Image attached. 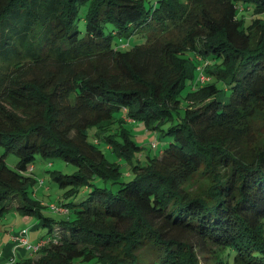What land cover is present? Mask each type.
<instances>
[{"label": "trees", "instance_id": "trees-1", "mask_svg": "<svg viewBox=\"0 0 264 264\" xmlns=\"http://www.w3.org/2000/svg\"><path fill=\"white\" fill-rule=\"evenodd\" d=\"M263 13L264 0H0V220L61 232L17 264H198L182 234L220 264H264ZM135 34L147 41L123 47ZM138 121L173 139L143 166ZM101 147L133 174L116 192L91 189L123 175ZM36 155L77 168L51 171L65 198L88 188L63 220L37 198Z\"/></svg>", "mask_w": 264, "mask_h": 264}, {"label": "rangeland", "instance_id": "rangeland-1", "mask_svg": "<svg viewBox=\"0 0 264 264\" xmlns=\"http://www.w3.org/2000/svg\"><path fill=\"white\" fill-rule=\"evenodd\" d=\"M157 0H145V5L147 8H149L151 5H154ZM244 7L247 9L252 8V4H243ZM82 15L79 22V28L83 31H85V19H84V11L81 12ZM245 18L247 20L251 19L254 16L253 12H245ZM257 17L264 19V13L258 15ZM107 29H112V25L108 24ZM146 36L144 34H135L130 40L124 43V47H133L135 45L144 44L146 40ZM229 94H226L228 96ZM127 127L132 132V139L134 142L141 147V150L139 153L136 154L137 159L141 160L140 164L146 165L147 163V157H160L161 154L165 149H167L170 144L173 142V139L170 136H162V131H150L147 130L143 122H132L128 123ZM166 130V128H165ZM92 133V132H91ZM91 135V140H92ZM153 143L155 144L154 147H152ZM103 149V152L105 153L106 157L112 161V162H118L122 166L123 175L120 179V182L116 185H113L111 182H103L101 179H94L93 184L94 186L91 187L93 189L95 186L100 188H109L113 192H116L119 187L122 184H125L133 179V174L130 171V167L127 165L126 161L117 158L115 155H113L110 150L107 147H101ZM0 152L3 153L4 149L0 148ZM7 164L14 168L17 162L19 161V158L17 155L10 153L6 158ZM34 167V171L32 172V175L35 176L38 179V182L40 184H37L35 187L36 192L39 193V196L37 197L41 202L43 201L45 208L44 212L46 216L52 217L56 219L57 221L63 220L68 217V215L61 214L55 210L52 209V206H62L63 203L68 204L71 202L79 203L86 199L87 197V191L88 188H82L81 191L76 195V197L67 199L64 197L65 190L60 188L57 183H55L51 177V171H60L62 174H73L77 168L73 165L67 164L66 162L62 160H44L41 156L36 155L35 161L32 164ZM14 204H17L16 201L13 202ZM25 216L19 214L18 216L16 213H14V210H10L5 218L0 220V225H4L7 230L9 231H17L20 232L23 225L25 224L29 228H32L34 224H39V228L36 227L35 229L29 230V238L31 239V243L35 242L36 239H47L51 236L53 237H60L61 232L59 230H55V232L49 237L48 235V227L42 226L41 221L34 217V216H26L29 217V222H26L23 220ZM21 223V224H20ZM20 224L17 227L14 225ZM24 231V230H23ZM22 231V232H23ZM21 232V233H22ZM15 235V234H14ZM53 237V238H54ZM181 240L183 242H187L189 244H192L194 252L197 254V260L198 264H220V260L213 250L209 249L208 247H205L204 245H201L197 243L196 238H193L188 235H181ZM38 254L34 253L32 256H37ZM20 256V255H19ZM16 258L15 263L17 264L18 261H21L27 257H31L29 255H25L22 257Z\"/></svg>", "mask_w": 264, "mask_h": 264}, {"label": "crops", "instance_id": "crops-1", "mask_svg": "<svg viewBox=\"0 0 264 264\" xmlns=\"http://www.w3.org/2000/svg\"><path fill=\"white\" fill-rule=\"evenodd\" d=\"M38 196H39V193H37V197ZM14 213H16L17 216L19 215V213L16 212L15 210H14ZM23 220L26 222L30 221L29 217H26V216L23 218ZM20 224H17V225L15 224L14 226L17 227ZM36 227L39 228V224H34L32 228H29L28 226L24 224L20 232H17V231H9L4 225H0V264H14L13 261H15L16 258H18L17 256L20 255L19 257H22L25 255H29V256L32 255L30 251L26 250L24 246H21V244L15 240V237H18L23 230L28 231V237H29V230L35 229ZM29 241L30 243L32 242L30 238H29ZM42 241H45V239L43 238L36 239L35 242H33V244L37 245L41 243Z\"/></svg>", "mask_w": 264, "mask_h": 264}, {"label": "built area", "instance_id": "built-area-1", "mask_svg": "<svg viewBox=\"0 0 264 264\" xmlns=\"http://www.w3.org/2000/svg\"><path fill=\"white\" fill-rule=\"evenodd\" d=\"M123 47H124V45H123ZM206 64L207 63H205L204 65L206 66ZM203 70L204 69L201 65L199 68L200 74L198 77V82L207 83L210 81V79L206 76V74L203 73ZM153 145H155V144H153ZM30 170L32 171L33 167L30 168ZM52 209L59 212V213H62V214H68V209L64 208L62 206L58 207V206L53 205ZM15 240L18 241L21 244V246H24L26 248V250L30 251L32 254L37 253L38 250L47 243L46 241H42L41 243H39L37 245L31 244L29 241L27 230H24L18 237H15Z\"/></svg>", "mask_w": 264, "mask_h": 264}]
</instances>
